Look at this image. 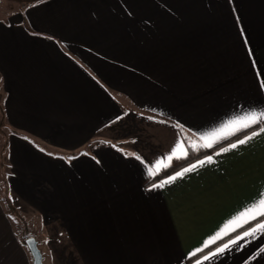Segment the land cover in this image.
<instances>
[{"label": "crops", "instance_id": "0c3cea01", "mask_svg": "<svg viewBox=\"0 0 264 264\" xmlns=\"http://www.w3.org/2000/svg\"><path fill=\"white\" fill-rule=\"evenodd\" d=\"M3 14L0 182L11 213H38L48 264H264V232L216 253L264 222L229 223L264 193V124L151 181L177 145L172 159L264 111V0H33ZM5 195L0 264H32Z\"/></svg>", "mask_w": 264, "mask_h": 264}, {"label": "snow or ice", "instance_id": "6c2138e0", "mask_svg": "<svg viewBox=\"0 0 264 264\" xmlns=\"http://www.w3.org/2000/svg\"><path fill=\"white\" fill-rule=\"evenodd\" d=\"M262 121H264V111L260 113L252 112L250 115H247L246 117H244L243 121H239L238 123H241L243 128H248L254 124H259ZM260 131L264 132V127H261ZM256 135H259V133L253 132L251 135H248L243 139H239L237 142L231 143L229 147L222 148L221 151L228 152L230 149H235L239 145L246 144L249 140L253 139V137H255ZM204 139H207V138H204ZM203 146L210 148L212 147V144L205 143ZM180 147H181L180 145H177L173 149L171 155L168 156V160H171L173 156H176V152L178 149H180ZM193 147H195V145H193ZM219 154L220 153H217V155ZM212 161H213V157L208 156L206 161L201 160L199 161V164L203 165L205 162L211 163ZM156 167L159 168V164H157ZM195 167L196 165H192L191 167L184 168L182 171L176 172L175 175L170 176L168 178V181H165V183L169 181H174L178 177L184 176L186 173L191 172L193 168ZM258 216L264 217V193L261 194V198H259L257 202H255L251 207L246 208L245 211L241 212L239 216L236 217V219L230 221L229 223L230 225L237 224V222L240 220H244V222L247 223L249 219L255 220ZM257 232H264V222L258 223L252 229L244 231L242 235H237V237L235 239H232L229 243L224 244L222 247H218L216 249V253H220V254L224 253L226 249H229L230 245H236L238 241L246 237H254L257 234ZM220 237H221V233H217L216 236L213 237V242L216 239H219ZM261 251H264V249H261ZM216 253H213V255H216ZM205 259H208V257H205Z\"/></svg>", "mask_w": 264, "mask_h": 264}, {"label": "rangeland", "instance_id": "374dc122", "mask_svg": "<svg viewBox=\"0 0 264 264\" xmlns=\"http://www.w3.org/2000/svg\"><path fill=\"white\" fill-rule=\"evenodd\" d=\"M33 0H0V17H3V13H6L7 11H12V9H17L19 4H23L26 2V5H28L29 2ZM2 96L0 97V102H2ZM1 110V108H0ZM2 113V111H0ZM0 138H3V132L5 133V126L4 123L2 122L1 119V114H0ZM2 140V139H1ZM3 143V142H1ZM4 145V144H3ZM4 157H1V160H3ZM5 171L7 170L6 168L4 169ZM4 183L2 185V182H0V194L5 195V189H4ZM10 203L12 206V202L9 199L8 193L5 195V202L4 203ZM5 205L6 210L8 213L12 212V209H10V204L9 206ZM16 208V207H15ZM14 209V208H13ZM11 210V211H10ZM12 218L14 219L16 229L20 231L23 235L27 234L30 236H34L38 239L41 248L43 249V238L40 237V217L38 213H32V214H26L25 212H20L18 209H15L14 213H11ZM42 226V225H41ZM39 246V247H40ZM44 251V249H43ZM43 260L46 264L47 262V255L45 252H43Z\"/></svg>", "mask_w": 264, "mask_h": 264}, {"label": "trees", "instance_id": "16d2710c", "mask_svg": "<svg viewBox=\"0 0 264 264\" xmlns=\"http://www.w3.org/2000/svg\"><path fill=\"white\" fill-rule=\"evenodd\" d=\"M2 96L1 99H3V94H2V79L0 76V97ZM3 104L2 102H0V108H2ZM2 110V109H1ZM264 124V121H262L259 124H254L251 127H248L236 134H234L233 136L229 137L226 140H223L222 142H219L215 145H212V147H204V146H195V147H190L189 152L186 156L184 157H180V158H174L172 160H170V162L168 163V165L164 166L163 168H161L156 174H154V176L152 177L151 181H159L169 175H171L172 173L176 172L177 170H179L180 168H182L185 165H188L196 160H198L199 158H202L204 156H207L213 152H215L217 149H219L220 147H222L223 145L230 143L256 129H258L259 127H261ZM7 203V202H6ZM10 203H7V205L9 206ZM10 209H13V205L11 206L10 204ZM11 211V210H10ZM30 235H21L22 238V242L25 244V238L28 237Z\"/></svg>", "mask_w": 264, "mask_h": 264}, {"label": "water", "instance_id": "95a60500", "mask_svg": "<svg viewBox=\"0 0 264 264\" xmlns=\"http://www.w3.org/2000/svg\"><path fill=\"white\" fill-rule=\"evenodd\" d=\"M25 245L27 246L32 257V264H46L43 260V253L39 247L38 239L36 237H26Z\"/></svg>", "mask_w": 264, "mask_h": 264}]
</instances>
